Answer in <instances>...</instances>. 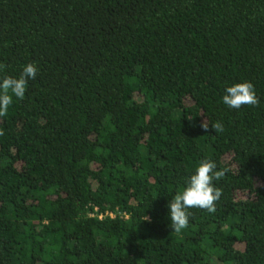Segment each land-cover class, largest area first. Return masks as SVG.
<instances>
[{"label":"trees","instance_id":"trees-1","mask_svg":"<svg viewBox=\"0 0 264 264\" xmlns=\"http://www.w3.org/2000/svg\"><path fill=\"white\" fill-rule=\"evenodd\" d=\"M30 62L0 117V264H264V0H0V78ZM243 81L259 104L229 108ZM205 159L216 210L172 231Z\"/></svg>","mask_w":264,"mask_h":264},{"label":"clouds","instance_id":"clouds-1","mask_svg":"<svg viewBox=\"0 0 264 264\" xmlns=\"http://www.w3.org/2000/svg\"><path fill=\"white\" fill-rule=\"evenodd\" d=\"M5 67L6 65L0 63V71H3ZM37 71L36 64L30 62L23 67L18 77L5 75L0 78V117H5L8 114L9 106L13 102V96L23 99L27 81L35 79ZM222 101L232 109H240L245 105L256 106L259 104L254 85L248 81L237 82L227 86L225 94L222 96ZM200 127L205 132H208L209 128L216 133L224 130L220 122L210 125L206 119L201 120ZM0 135H3L2 130H0ZM216 168V163L213 160H202L189 176L185 187L168 202L172 231L179 233L188 226L190 215L187 211L188 209L199 208L210 213L215 212V204L220 199L222 190L214 185V180L218 181L225 175V170H216Z\"/></svg>","mask_w":264,"mask_h":264},{"label":"built area","instance_id":"built-area-1","mask_svg":"<svg viewBox=\"0 0 264 264\" xmlns=\"http://www.w3.org/2000/svg\"><path fill=\"white\" fill-rule=\"evenodd\" d=\"M111 215V214H110Z\"/></svg>","mask_w":264,"mask_h":264}]
</instances>
